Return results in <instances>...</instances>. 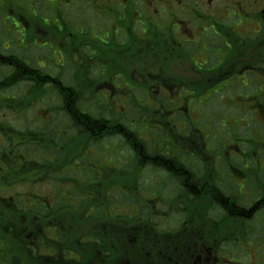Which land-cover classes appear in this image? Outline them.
<instances>
[{
	"label": "flooded vegetation",
	"instance_id": "flooded-vegetation-1",
	"mask_svg": "<svg viewBox=\"0 0 264 264\" xmlns=\"http://www.w3.org/2000/svg\"><path fill=\"white\" fill-rule=\"evenodd\" d=\"M0 264H264V0H0Z\"/></svg>",
	"mask_w": 264,
	"mask_h": 264
}]
</instances>
